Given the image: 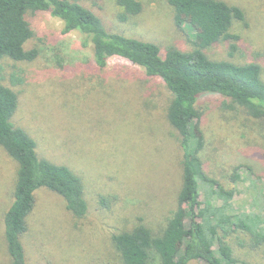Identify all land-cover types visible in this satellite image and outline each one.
Here are the masks:
<instances>
[{"label":"rangeland","instance_id":"374dc122","mask_svg":"<svg viewBox=\"0 0 264 264\" xmlns=\"http://www.w3.org/2000/svg\"><path fill=\"white\" fill-rule=\"evenodd\" d=\"M142 9L128 14L116 0L84 1L105 29L183 51L194 47L192 27L179 30L167 0H139ZM239 6L245 21L234 22L231 40L205 48L212 59L256 62L264 79V0H224ZM33 31L25 49L36 48L30 61L4 57L0 83L13 89L18 105L11 121L36 142V153L69 167L80 176L88 210L78 219L57 193L36 189L21 242L26 264H123L111 236L142 221L155 234L176 208L182 180V149L177 131L166 117L172 97L158 77L120 56L99 68L92 46L82 34L63 33V22L48 11L28 13ZM11 75L21 77L12 83ZM217 93L197 101L203 170L224 189L233 190L232 213L259 211L264 216V118ZM17 162L0 147V264H10L2 218L12 202ZM237 175V176H236ZM200 184L204 201L205 183ZM107 202L102 203L101 198ZM109 199V201H108ZM214 205L222 200L213 197ZM186 223H188L186 221ZM233 256L246 264H264V244L251 246L242 229L225 237ZM190 264H206L194 260Z\"/></svg>","mask_w":264,"mask_h":264},{"label":"trees","instance_id":"16d2710c","mask_svg":"<svg viewBox=\"0 0 264 264\" xmlns=\"http://www.w3.org/2000/svg\"><path fill=\"white\" fill-rule=\"evenodd\" d=\"M96 0H0V61L4 57L30 61L37 49H25L33 35L28 13L48 11L63 22V33L77 30L83 45L92 46L93 60L99 68L111 56H120L144 68L148 76L160 78L172 97L166 117L177 131L182 149V180L176 208L155 234L142 221L129 230L112 234L113 246L123 264H190L194 260L206 264H246L233 256L225 240L235 229L251 238V246L264 244V216L259 211L236 214L230 211L233 190L224 189L203 170L199 152L203 135L199 126L202 111L197 101L202 94L217 93L244 107L254 118H264V79L256 62L235 63L212 59L205 48L218 40H231V48L239 36L230 32L234 22L245 21L244 11L224 0H167L172 6L175 26H190L196 34L194 47L183 51L166 47L163 54L158 44L105 29L100 18L82 2ZM124 13L137 14L139 0H116ZM12 83L21 77L11 75ZM18 105L16 92L0 83V147L17 162L13 198L3 216V236L10 264H26L21 242L27 231V217L35 204V191L40 187L59 194L65 207L80 219L87 213L83 183L79 175L63 164L54 163L36 153L35 140L11 117ZM237 176V175H236ZM205 183L204 201L200 200V184ZM259 195L264 200L263 189ZM222 200L214 205L212 198ZM103 204L107 202L102 197ZM109 201V199H108ZM186 221L188 223H186Z\"/></svg>","mask_w":264,"mask_h":264}]
</instances>
